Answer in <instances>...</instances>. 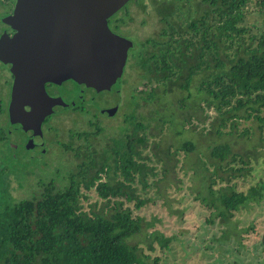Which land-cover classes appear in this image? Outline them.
I'll return each instance as SVG.
<instances>
[{
  "label": "trees",
  "instance_id": "1",
  "mask_svg": "<svg viewBox=\"0 0 264 264\" xmlns=\"http://www.w3.org/2000/svg\"><path fill=\"white\" fill-rule=\"evenodd\" d=\"M246 2L199 0L200 6L195 5L200 9H192L189 0H149L162 23L159 38L140 41L144 47L132 53V61L146 81L164 83L163 91L175 86L185 90L187 97L193 75L203 73L206 77L198 79L197 90L204 92L206 105L219 112L208 131L220 134L227 122L235 124V116L252 117L259 140L264 142V26L245 23ZM254 4L264 11V0H254ZM188 116L183 115L182 120ZM134 118L127 112L132 128L111 136L99 149L90 141L102 128L98 122L91 124L92 129L74 132L81 143L62 142L77 158L62 185L48 181L39 184L37 193L21 198H12L7 188L0 189V264H157V255L150 261L147 258L155 246L167 248L171 236L155 229L147 231L152 222L118 199H133L136 208L141 199L132 185L135 175L145 186L146 169L138 148L145 144V136L136 133L141 123ZM5 123L0 121V144L10 146L8 138L5 141ZM177 147L192 150L193 143L186 139ZM208 153L217 162L206 174L205 161L199 155L192 160L206 188L205 194L197 190L193 199L213 206L207 221L216 216L227 224L239 206L259 201L264 180L250 184L246 191L228 183V177L224 185H216L214 174L222 161L235 156L225 140L212 144ZM239 161L237 167H227L228 176L244 168L246 161ZM218 178L224 179L223 175ZM90 190L101 198V204L92 206V202L84 209L81 199ZM227 231L219 236L225 238ZM139 233H143L142 240L136 236Z\"/></svg>",
  "mask_w": 264,
  "mask_h": 264
},
{
  "label": "rangeland",
  "instance_id": "2",
  "mask_svg": "<svg viewBox=\"0 0 264 264\" xmlns=\"http://www.w3.org/2000/svg\"><path fill=\"white\" fill-rule=\"evenodd\" d=\"M11 1L0 0V13L7 9ZM195 2L200 6L199 0H189L192 9H200ZM125 7L124 29H116L132 40L126 55L127 77L122 87V103L127 107V112L135 116L134 120L141 123V127L135 131L145 136V144L138 148L146 173L145 186L138 180V175L132 182L136 195L141 199L139 206L133 207V199H118L152 222L147 231L155 229L171 236L169 246L163 249L155 246L147 261L157 255V264H264V191L258 202L249 201L234 210L225 221L227 224L221 223L216 216H213L212 222L207 221L206 217H210L213 206L209 204V208L193 199L197 190L205 194L206 188L205 182H201L199 169L193 168L192 160L199 155L207 168L204 174L210 172L217 160L208 156V149L212 144L224 140L235 157L234 160L222 161L220 169L214 174L215 184L224 185L228 177V183L232 182L235 187L246 191L250 184L264 180V142L259 140L255 120L235 116L234 125L227 122L220 134L210 133V122L219 112L213 106H207L203 99L204 92L197 90L198 79L206 75H193L188 86V97L185 90L175 86L171 88L170 85V89L163 91L164 83L146 81L142 70L133 64L132 53L144 47L140 45V40L159 38L162 23L149 0H130L122 4L119 9L121 13L118 14H123ZM244 9L246 24L264 26V11L257 10L254 0H247ZM109 21L110 27L114 28ZM3 78L0 73L1 93L6 89L3 95L0 94V109L2 99L5 100L4 109L8 99V86L5 88ZM89 114L86 110H70L46 117L41 125L48 142L44 136L46 149L41 154L29 153L5 137V141L12 146L7 142L0 144V189L7 188L12 198H21L30 192L37 193L39 184L48 181L55 186L62 185L64 175L68 169H73L77 158L71 149H65L59 143L64 141L72 146L81 143L83 140L74 132L92 129L93 126L87 122ZM187 114L188 118L182 120V116ZM96 116L102 127L90 139L96 149L110 141L111 136L132 128L129 119L122 121L120 111L112 118ZM186 139L193 143L192 150L177 147ZM240 158L246 161L244 168L239 169V174L228 176L230 171L227 167L240 165ZM218 175H223L224 179L220 180ZM88 193L87 198L81 199L84 209L91 207L92 202V206L101 204V198L94 191ZM224 229L228 230V234L221 238L219 235ZM142 235L139 233L136 236L142 240Z\"/></svg>",
  "mask_w": 264,
  "mask_h": 264
},
{
  "label": "water",
  "instance_id": "3",
  "mask_svg": "<svg viewBox=\"0 0 264 264\" xmlns=\"http://www.w3.org/2000/svg\"><path fill=\"white\" fill-rule=\"evenodd\" d=\"M127 0H15L0 16V60L15 72L7 106L9 123L41 143L45 114L80 99L117 96L131 41L112 32L106 18ZM15 29L8 36L6 26ZM44 81L58 85L49 96ZM116 101V99H114ZM107 114L112 106L97 103Z\"/></svg>",
  "mask_w": 264,
  "mask_h": 264
},
{
  "label": "flooded vegetation",
  "instance_id": "4",
  "mask_svg": "<svg viewBox=\"0 0 264 264\" xmlns=\"http://www.w3.org/2000/svg\"><path fill=\"white\" fill-rule=\"evenodd\" d=\"M14 1L15 0H12L10 2V5L7 6V9L3 10L2 13H0V16H4V15H6L12 11V8L14 6ZM128 1H130V0H127L124 3H127ZM121 6H119V8H117L114 12H112L110 15L107 16L106 23H107L108 28L112 32H114L120 36L125 37L124 35H122L121 33L116 31V29L123 30L124 28H122V24H124L126 21V18H125L126 7H125L123 14H118V13H121V11H119ZM109 20H111V23H113L114 28L110 27V24H109L110 21ZM4 27H6V29H7L8 36H11L15 29L10 28L8 25H6ZM153 38H158V37H153ZM130 41H131V45H132V40H130ZM140 41H143V40H140ZM127 49H128V47H127ZM126 55H127V50H126ZM125 71H126V56H125V60H124V63L122 65L121 72L119 75V87H118V91H117L118 93H117V96H115L114 98L111 97L110 94H108V92H106L104 95V100L103 99H99V100L98 99H80V100H77L76 102H74L73 104H69L67 107H64L63 109L55 110V111H52L48 114H45L39 123V130H40V134H39L40 136L39 137L41 139V143L39 144L36 137L30 139L31 142L28 143L27 131L30 132V129H26V130L23 129L22 130L20 124H18L16 127H13L9 123L7 106H8V101H9V96H10V91H11V85H12V82L14 80L15 72L13 70L8 69V66L5 63H3L2 60H0V73L4 76L3 83L5 85V88L8 86V89H7L8 99L6 100V102H7L6 109H4V107H5V105H4L5 100L4 99H2V101H1V109H0V114H1L0 121L6 122L5 128H6L7 138L10 140V142L14 143L16 146L23 148L25 151H28L29 153L41 154L46 149V145H45L46 143L44 144V136L46 138L45 140H47V142H48V138L44 132V127L42 128L41 123L44 121V119H46V117H48L54 113L70 111V110H78V111H85L86 110L87 112L90 113L87 122L89 124H94V123L100 122L99 117H97L96 114L100 117L107 116L108 118H112L117 114V112L120 111L122 121H125L126 116H127V107L123 106V103H122V99H123L122 87H123V84L125 83L126 77H127L125 74ZM43 86H44L46 93L49 96L53 97V96H56L59 94L60 88L54 82L44 81ZM5 90L6 89H4L3 92L1 93V89H0V94L3 95V93H5ZM114 99H116V101H114ZM3 101H4V103H3ZM98 102H99V104L100 103L104 104V105L106 104L108 106H112L113 102H115V110L110 114H107L106 112H104L105 110L102 112L98 108V105H97ZM121 106H123V109H121ZM46 128H48V127H46ZM62 142H64V141H61L59 144L61 145Z\"/></svg>",
  "mask_w": 264,
  "mask_h": 264
}]
</instances>
